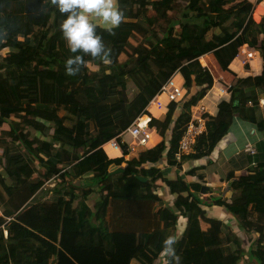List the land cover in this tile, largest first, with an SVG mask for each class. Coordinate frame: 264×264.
Instances as JSON below:
<instances>
[{"label":"trees","instance_id":"obj_1","mask_svg":"<svg viewBox=\"0 0 264 264\" xmlns=\"http://www.w3.org/2000/svg\"><path fill=\"white\" fill-rule=\"evenodd\" d=\"M177 1L118 0L124 13L120 25L111 32L97 27L111 62L85 56V62L98 64L101 76L85 70L76 80L63 76L59 81V70L72 55L60 31L64 14L49 0H0V129L8 125L10 139L0 137V208L4 217H12L29 198L33 202L40 196L42 204L66 200L76 213L78 254L96 251L111 264L160 262L162 241L169 234L179 237L181 264H264V141L256 146L253 165L217 195L200 193L204 165L191 166L185 180L178 174L165 178L156 167L163 157L167 165L180 167L174 153L190 107L213 85L199 59L211 53L223 71H230L238 48L247 44L264 63V19L254 20L248 0H185L175 18ZM160 20L168 22L152 44L146 42ZM145 44H150L149 57L132 64L130 53ZM122 55L127 59L122 61ZM176 73L183 77L184 100L170 103L149 121L161 140L138 158H108L101 146L144 113ZM228 92L230 99L219 102L215 116L205 114L206 133L188 158L209 156L235 114L264 134L258 108L264 73L255 81L236 79ZM29 129L44 138H30ZM122 150L125 155L124 144ZM87 173L92 175L83 178ZM75 179L84 182L76 185ZM47 181L53 185L45 187ZM162 185L170 201L160 198ZM91 193L99 194L92 205ZM207 206L222 208L246 241L251 238L246 259L244 239L226 221L208 217ZM3 222L0 218V226ZM12 227V222L5 225L6 236L0 228V264H21L22 255L33 261L51 257L42 240L16 236Z\"/></svg>","mask_w":264,"mask_h":264},{"label":"crops","instance_id":"obj_2","mask_svg":"<svg viewBox=\"0 0 264 264\" xmlns=\"http://www.w3.org/2000/svg\"><path fill=\"white\" fill-rule=\"evenodd\" d=\"M249 1L252 4L256 3L255 21L264 19V0ZM203 59H205L206 62L202 63V65H204L211 73L214 82L211 89L199 99L198 102L204 104L207 113L212 116L217 114L220 101H228L230 99L229 92L220 95L217 92V88H228V86L236 79H252L255 81L257 77L264 73V63L259 54L252 58L247 65L241 63L240 56H235L229 65L230 71H223L211 53L203 55L201 60ZM175 80L178 83L184 82L180 73H176ZM259 99V111L260 113H264V105L260 103L262 99L264 100V93L260 95ZM161 114L162 113H155V117H158ZM156 135L158 143L161 140V137L159 134ZM262 141H264V134L260 132L253 123L243 120L238 114H235L227 133L214 146V150L209 156L199 159L188 158V156H185L180 162V167H178V165H167L166 157H163L156 164V167L161 168L165 178L174 179V176L178 174L183 176V179L185 180L186 170L191 168V166L196 164L204 165L205 167L202 172H204L205 177L201 184L208 186L210 192L203 195H217L221 188H227L230 179L239 176L240 174H244V172L253 165V156L245 153L244 147L248 144H253L256 147L257 144ZM105 150L108 153V158H123L129 160L126 157L124 158L121 152L112 150L109 146H105ZM197 151L198 150L194 149V152ZM208 158L211 160L209 164H207ZM89 175H92V173H87L86 175H83V177ZM83 182L84 181L81 180L80 183L83 184ZM45 185L53 184L47 182ZM159 188L160 198L166 200L167 196L168 199L170 196L168 187L162 185ZM165 189L167 190L168 195L164 197ZM93 194L94 193H91L89 198H92ZM42 200L43 198L41 199L40 196L33 202L31 201V198H29L20 210L11 217V222L14 235L36 236L45 243L47 249L51 252V257L41 261H33L27 255H22L21 264H111L105 259L103 254L96 251L84 253L79 252L78 254V250L74 245L78 239L76 213L70 209L66 200L60 199L58 202L47 204H42ZM39 206H42L43 209L38 210L37 208ZM205 209L206 215L210 218L222 220V217L225 214L223 209L218 206H207ZM131 228L134 227L131 226ZM134 234L138 235V232L135 231Z\"/></svg>","mask_w":264,"mask_h":264},{"label":"built area","instance_id":"obj_3","mask_svg":"<svg viewBox=\"0 0 264 264\" xmlns=\"http://www.w3.org/2000/svg\"><path fill=\"white\" fill-rule=\"evenodd\" d=\"M248 2H250L248 0ZM257 2V1H256ZM251 3V2H250ZM252 4V3H251ZM256 4V3H255ZM252 4L251 15L256 20V5ZM258 52L247 44H243L238 48L236 56L241 57V63L247 65ZM173 74L157 91V93L149 100L145 107V112L138 115L133 122L117 136L105 142L101 147L105 150V146L110 149L119 151L123 154L122 144L126 146L127 153L124 156L127 159L138 158L139 154L157 144L156 129L149 126V121L155 117V113H165L170 103L182 102L186 96V88L183 83H178ZM217 92L222 95L228 92V88H217ZM264 105V100L260 101ZM250 104V102H249ZM207 109L204 104L197 102L190 107V116L184 126L183 133L178 141L177 149L174 157L177 161H182L183 157L194 152V146L200 136L206 133L205 114ZM244 152L254 156L257 149L253 144L244 147ZM105 153L108 156L107 151ZM0 218H4V222L0 228L3 230L4 236L7 235L5 225L11 222V217H4L0 208Z\"/></svg>","mask_w":264,"mask_h":264},{"label":"clouds","instance_id":"obj_4","mask_svg":"<svg viewBox=\"0 0 264 264\" xmlns=\"http://www.w3.org/2000/svg\"><path fill=\"white\" fill-rule=\"evenodd\" d=\"M64 14L60 31L72 55L64 61L66 75L75 76L85 66V56L100 58L110 63V49L97 32L98 24L106 31H113L123 20V10L118 0H49ZM201 59V58H200ZM179 237L167 235L163 241L160 256L164 264H181L176 245Z\"/></svg>","mask_w":264,"mask_h":264},{"label":"rangeland","instance_id":"obj_5","mask_svg":"<svg viewBox=\"0 0 264 264\" xmlns=\"http://www.w3.org/2000/svg\"><path fill=\"white\" fill-rule=\"evenodd\" d=\"M185 0H179V1H177V7H178V9H177V11H176V13H175V18H178L179 17V15L181 14V10H182V6L183 5H185L184 2ZM202 1H205V2H207V1H209V0H202ZM168 22V20H160L159 21V23H157V24H155V26L151 29V31L153 32L148 38H147V40H146V42H150V44H152L154 41H155V39H157V35H156V32L157 31H159L160 29H161V27H162V25L164 26V25H166V23ZM98 26H101V27H104L102 24H98ZM178 27L176 26L175 27V30L177 29ZM52 37L53 36H50L49 37V40H51L52 39ZM136 40V39H135ZM137 41V40H136ZM139 41H137V43H138ZM134 43H136V42H134ZM150 44L149 45H147V44H145V45H143V48H140L139 50H137V51H132V54L130 53V60H131V63L132 64H138L137 63V60H143V59H147L148 57H149V51H148V49H149V46H150ZM138 52H140V53H138ZM127 59V57H126V55H122L121 56V60L123 61V60H126ZM200 60V62H201V64L202 63H204V62H206L205 61V59H203V60H201V59H199ZM204 66V65H203ZM85 70H87V72H89V74L91 75V76H93V75H95V77H100L101 76V72H99V70H100V67L98 66V64H95V63H88V62H85V66L82 68V70H81V72L79 73V74H77V75H75V76H69V75H66L65 74V71H64V69L63 70H59V74H60V76H59V81H62V78H63V76L65 77H68L69 79H74V80H76ZM98 82V81H97ZM127 86H128V92H129V95L130 96H132L133 95V93H134V86H133V84H132V82L130 81V80H128V84H127ZM261 114L264 116V113L263 112H261ZM4 128L1 130L0 129V137H3V138H5V139H7L8 141H10V139H9V136H8V134H7V131L9 130V127H8V125H4L3 126ZM28 136L30 137V138H32V137H35V136H39L40 138H44L40 133H38V132H36V131H34L33 129H29V134H28ZM13 145H15V146H17L16 145V142H14L13 144H11L10 143V146H11V148H13ZM2 151V150H1ZM192 154V153H191ZM253 158V157H252ZM116 159V158H115ZM249 159H251V158H249ZM116 160H119V158L118 159H116ZM0 170H1V167H0ZM38 175H39V171L35 174V178L37 179L38 178ZM83 178H85V177H83ZM75 180H77V179H75ZM74 180V181H75ZM12 180H10V179H8V178H5V182L7 183V184H10V183H12L11 182ZM47 182H49V181H47ZM46 182V183H47ZM50 184H53L52 183V181L50 182ZM52 186V185H51ZM51 186H49V185H45V187H51ZM44 189V188H43ZM45 191V190H44ZM165 192H164V197L166 196V195H168V193H167V190L165 189L164 190ZM98 198H99V194L98 193H96V194H93L92 195V198H89V203H90V205H92L94 202H95V200H98ZM93 200H94V202H93ZM166 200L167 201H170V196L168 197V199H167V196H166ZM222 216V215H221ZM222 220H224V221H226L231 227H233V228H235V229H232V230H234V232L238 235V236H240L242 239H244V240H242V242H243V244H245V259H246V257H247V247H248V243L251 241V238H249V242L248 241H246L247 240V237L245 236V234H244V232L243 231H241L239 228H238V226H237V224L235 223V221L229 216V215H226V214H224L223 215V217H222ZM204 226H206L205 224H204ZM162 259H161V256H160V262H162L161 261ZM160 262H155L156 264H160ZM242 263H244V260L242 261Z\"/></svg>","mask_w":264,"mask_h":264},{"label":"water","instance_id":"obj_6","mask_svg":"<svg viewBox=\"0 0 264 264\" xmlns=\"http://www.w3.org/2000/svg\"><path fill=\"white\" fill-rule=\"evenodd\" d=\"M80 182H81L80 179H77V180L74 181V183L76 185H79ZM207 192H210V188L208 186H206V185H202L201 188H200V193L206 194Z\"/></svg>","mask_w":264,"mask_h":264}]
</instances>
